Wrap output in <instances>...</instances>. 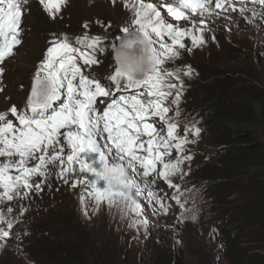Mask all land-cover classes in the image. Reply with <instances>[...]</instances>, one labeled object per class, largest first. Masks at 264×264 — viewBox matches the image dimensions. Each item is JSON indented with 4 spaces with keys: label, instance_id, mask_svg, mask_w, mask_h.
Segmentation results:
<instances>
[{
    "label": "snow or ice",
    "instance_id": "6c2138e0",
    "mask_svg": "<svg viewBox=\"0 0 264 264\" xmlns=\"http://www.w3.org/2000/svg\"><path fill=\"white\" fill-rule=\"evenodd\" d=\"M250 2L264 6V0ZM26 3L0 0V80L5 60L23 42ZM39 3L55 19L67 0ZM120 3L131 13L121 36L105 45V36L86 31L76 36L52 34L24 105L0 110V204L43 191L51 166L63 183L83 187L85 215L86 201L97 210L106 204L122 216H132L130 227L146 228L141 198L155 202L165 214L171 207L154 190L157 181L174 189L170 199L187 211L184 192L174 178L188 174L184 165L193 157L187 146L196 143L202 131L197 121H186L181 134L179 119L184 77L195 72L191 65H165L177 60L182 50L191 52L207 42L208 17L229 10L243 14L247 0ZM83 27L88 28L87 22ZM108 47L114 51L115 65L111 74L99 76L91 69L100 65L98 54ZM37 176L41 179L34 182ZM12 211L0 209V241L13 234L17 220L9 215ZM26 211L22 208L21 214Z\"/></svg>",
    "mask_w": 264,
    "mask_h": 264
},
{
    "label": "rangeland",
    "instance_id": "374dc122",
    "mask_svg": "<svg viewBox=\"0 0 264 264\" xmlns=\"http://www.w3.org/2000/svg\"><path fill=\"white\" fill-rule=\"evenodd\" d=\"M96 1L67 0L52 19L39 0H27L21 25L23 42L2 65L0 110L24 105L52 34L76 36L86 31L105 36V45L122 35L120 30L130 23L131 13L120 0L115 5L107 2L108 6ZM246 7L243 14L229 10L208 17L207 42L191 52L182 50L177 60L165 65H191L195 72L184 77L179 119L181 134L186 121H197L202 131L196 143L187 146L193 157L184 165L188 174L174 178L184 192L187 211L170 199L175 190L157 181L154 190L171 207L165 214L158 204L141 198L146 228L130 227L132 216H122L106 204L97 210L86 201L85 215L80 199L83 187L72 188L71 181L63 183L57 170L49 166L43 191L33 190L28 196L0 204L5 212L11 207L9 215L17 220L12 236L0 241L4 244L0 264H34L30 254L41 242L53 236L75 237L80 228L95 234L117 264H264V224L259 219L253 223L250 216L253 210L264 212L261 192L255 182H248L246 173L231 175L235 165L227 153L230 138L238 131H253L264 140L258 97L264 96V6L247 0ZM185 43L191 47L189 40ZM98 59L100 65L91 71L99 76L111 74L115 65L111 47L99 53ZM175 155L173 152V158ZM40 179L33 178L34 182ZM22 208L27 211L21 214Z\"/></svg>",
    "mask_w": 264,
    "mask_h": 264
},
{
    "label": "trees",
    "instance_id": "16d2710c",
    "mask_svg": "<svg viewBox=\"0 0 264 264\" xmlns=\"http://www.w3.org/2000/svg\"><path fill=\"white\" fill-rule=\"evenodd\" d=\"M262 101L261 118L264 124V96H258ZM228 155L232 163V176L246 173L249 183L255 182L260 190V197L264 203V140L250 130H241L232 134ZM252 168V169H251ZM251 221L264 224V212L253 210ZM71 229H78L71 226ZM74 237L67 236L44 241L30 254L34 264H117L110 254L109 248L94 238L95 234L86 232L84 228L78 230ZM52 235H50L51 237ZM264 240V235L261 236Z\"/></svg>",
    "mask_w": 264,
    "mask_h": 264
},
{
    "label": "bare ground",
    "instance_id": "6f19581e",
    "mask_svg": "<svg viewBox=\"0 0 264 264\" xmlns=\"http://www.w3.org/2000/svg\"><path fill=\"white\" fill-rule=\"evenodd\" d=\"M105 2V5H107L108 6V4H107V2L108 3H110L111 2V0H97L96 1V3L99 5V4H101V3H104ZM67 4V3H66ZM102 6V5H101ZM99 8V7H98Z\"/></svg>",
    "mask_w": 264,
    "mask_h": 264
},
{
    "label": "water",
    "instance_id": "95a60500",
    "mask_svg": "<svg viewBox=\"0 0 264 264\" xmlns=\"http://www.w3.org/2000/svg\"><path fill=\"white\" fill-rule=\"evenodd\" d=\"M113 54H114V51H113ZM114 56H115V54H114Z\"/></svg>",
    "mask_w": 264,
    "mask_h": 264
}]
</instances>
